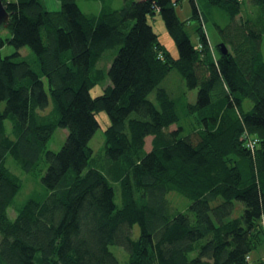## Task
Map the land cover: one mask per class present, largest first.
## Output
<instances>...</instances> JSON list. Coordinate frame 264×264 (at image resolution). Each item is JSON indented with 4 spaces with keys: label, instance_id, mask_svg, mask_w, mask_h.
Segmentation results:
<instances>
[{
    "label": "trees",
    "instance_id": "trees-1",
    "mask_svg": "<svg viewBox=\"0 0 264 264\" xmlns=\"http://www.w3.org/2000/svg\"><path fill=\"white\" fill-rule=\"evenodd\" d=\"M57 1L49 11L42 0H2L9 38L0 49L14 51L0 56V264H120L112 246L127 264H264L246 259L264 243V0H204L224 21L216 28L225 55L211 47L196 0V44L173 0H124L116 9L96 0V14ZM155 14L176 58L148 24ZM107 51L112 63L99 68ZM172 71L186 88L176 96L161 86ZM194 89L192 104L186 90ZM101 111L110 125L97 160L89 141ZM58 128L67 136L52 152ZM244 134L258 139L254 150ZM7 157L43 173V192L21 206ZM172 192L190 201L186 209L171 205ZM236 202L242 214L233 218Z\"/></svg>",
    "mask_w": 264,
    "mask_h": 264
},
{
    "label": "rangeland",
    "instance_id": "rangeland-1",
    "mask_svg": "<svg viewBox=\"0 0 264 264\" xmlns=\"http://www.w3.org/2000/svg\"><path fill=\"white\" fill-rule=\"evenodd\" d=\"M139 1V0H134ZM176 1V14L178 18L181 21L187 22L186 24V31L189 35L190 40L193 44H196L198 39L195 32L196 27L198 26V21L194 18H192V7L190 4V0H173ZM43 4L49 11H58L60 9V2L57 0H42ZM76 3L80 10L84 13H98L101 9V2L96 0H76ZM124 3V0H113L112 1V8H119ZM196 4L201 11V13L204 15V23L203 27L205 30V33L208 37L209 43L211 47L214 49L216 46L221 44V35L219 34L216 24L225 25L223 22L222 17L220 16V13L216 7L209 6L204 0H196ZM243 9H247L243 7ZM208 16V18H207ZM224 18V17H223ZM148 24L152 27L155 34L158 36L159 41L171 52V54L176 58L178 56L177 50L175 47V44L173 40L171 39L170 35L168 34L164 22L162 21V18L159 14H155L153 16L148 17ZM9 38V31L6 29V27L0 28V40H5ZM225 46V45H224ZM228 51V47H225ZM211 49V50H213ZM263 55H264V37L263 42L261 46ZM14 51L12 47L9 45H4L0 49V56L4 57L9 54H11ZM19 53L22 56H32V52L28 47H23L19 50ZM115 52L114 51H107L102 60L98 63L99 68H107L112 63V60L114 58ZM212 56L217 58V52L214 50L212 51ZM110 85V81L107 78L103 83H100L92 88H90V95L92 97H97L103 93L104 88ZM162 87L166 88L172 95L176 96L179 95L182 90H185V84L184 81L181 79L179 74L175 71H172L169 73V75L166 77V79L161 84ZM45 88L47 89V85L45 84ZM187 91V99L190 103L194 104L196 102L197 97V90H186ZM149 99L152 101H155V94L152 93L149 95ZM252 103L249 100L244 101V108L248 110L251 108ZM51 105L47 108V110L44 113H48L50 110ZM96 119L99 123V128L89 141V147L93 151V158L99 160L103 157V146H104V131L106 128L110 125V120L107 116V114L104 111H101L96 114ZM6 128L7 131L10 132V123L6 121ZM67 136V130L58 128L52 135L50 141L47 144L48 150L52 152H58L60 148L62 147L65 139ZM150 141L151 138H148L146 140L145 148L146 150L150 149ZM6 165L11 170V172L16 175L21 180V190L17 194V196L14 199V205L21 206L28 198L35 196L39 192H43V186L40 181L39 176H34L33 174H27L23 172L18 165L15 163V161L11 157H7L6 159ZM168 199L171 201V205L175 208H178V210L183 211L186 209L190 201L183 197L182 195L172 192L168 195ZM119 199L116 201L118 202ZM8 216L10 219H14L16 216V211L14 207H10L7 211ZM242 214V205L238 202H236L235 211L233 213L234 217H239ZM133 234L134 238H137L139 235V229L138 226H134L133 228ZM111 251L115 254V256L118 258L120 264H127V257L122 249L118 248L117 246L110 247ZM250 263H253L257 260H261L264 262V243L258 246L257 249L253 250L250 254Z\"/></svg>",
    "mask_w": 264,
    "mask_h": 264
},
{
    "label": "water",
    "instance_id": "water-1",
    "mask_svg": "<svg viewBox=\"0 0 264 264\" xmlns=\"http://www.w3.org/2000/svg\"><path fill=\"white\" fill-rule=\"evenodd\" d=\"M9 24V14L6 11L2 0H0V28L7 27ZM221 54L225 55L227 53V49L223 44L219 45Z\"/></svg>",
    "mask_w": 264,
    "mask_h": 264
},
{
    "label": "built area",
    "instance_id": "built-area-1",
    "mask_svg": "<svg viewBox=\"0 0 264 264\" xmlns=\"http://www.w3.org/2000/svg\"><path fill=\"white\" fill-rule=\"evenodd\" d=\"M243 139L245 140V145L251 150H254L259 143L258 139L249 137L246 134H244ZM249 258L248 256L246 259L249 260Z\"/></svg>",
    "mask_w": 264,
    "mask_h": 264
},
{
    "label": "bare ground",
    "instance_id": "bare-ground-1",
    "mask_svg": "<svg viewBox=\"0 0 264 264\" xmlns=\"http://www.w3.org/2000/svg\"><path fill=\"white\" fill-rule=\"evenodd\" d=\"M243 3H244V1H243ZM243 3H241V4H243Z\"/></svg>",
    "mask_w": 264,
    "mask_h": 264
}]
</instances>
